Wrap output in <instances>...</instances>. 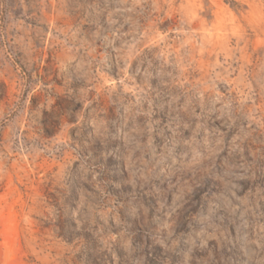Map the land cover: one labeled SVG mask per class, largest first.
<instances>
[{
  "label": "rangeland",
  "instance_id": "rangeland-1",
  "mask_svg": "<svg viewBox=\"0 0 264 264\" xmlns=\"http://www.w3.org/2000/svg\"><path fill=\"white\" fill-rule=\"evenodd\" d=\"M0 264H264V0H0Z\"/></svg>",
  "mask_w": 264,
  "mask_h": 264
}]
</instances>
